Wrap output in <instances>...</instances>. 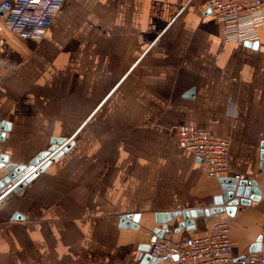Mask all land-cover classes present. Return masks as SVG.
Masks as SVG:
<instances>
[{"label":"crops","instance_id":"1","mask_svg":"<svg viewBox=\"0 0 264 264\" xmlns=\"http://www.w3.org/2000/svg\"><path fill=\"white\" fill-rule=\"evenodd\" d=\"M210 1L65 0L42 40L5 34L0 153L29 165L54 139L73 146L0 209V264H140L158 214L210 209L223 193L180 126L228 140V177L262 191L191 232L227 220L241 254L260 237L264 252V25L253 43L223 44ZM135 214L137 229L121 227Z\"/></svg>","mask_w":264,"mask_h":264},{"label":"built area","instance_id":"2","mask_svg":"<svg viewBox=\"0 0 264 264\" xmlns=\"http://www.w3.org/2000/svg\"><path fill=\"white\" fill-rule=\"evenodd\" d=\"M65 0H2L0 1V51L6 33L22 39L40 41L51 27ZM209 13L223 26L222 43H253L264 25V0H211ZM177 142L201 160L204 174L216 180L231 172L230 142L209 132L180 126ZM149 250H141L138 262L146 256L166 260L167 264H264V252L241 254L231 238L227 220L215 221L205 230L192 233H167L158 238L147 233ZM154 238L155 241H152Z\"/></svg>","mask_w":264,"mask_h":264},{"label":"water","instance_id":"3","mask_svg":"<svg viewBox=\"0 0 264 264\" xmlns=\"http://www.w3.org/2000/svg\"><path fill=\"white\" fill-rule=\"evenodd\" d=\"M3 11L0 12V14ZM10 129V124H0V141L5 138V132ZM73 146L72 140L54 139L52 147L49 150L41 152L29 165L8 164L9 159L6 155L0 153V209L19 193L28 183H30L40 172H43L48 165L57 160L63 153L69 151ZM261 169H264V142L261 144ZM201 162V160H199ZM223 193L214 199V206L210 209H193L178 212H171L157 215V222L162 225L154 233L158 238H163L169 233V223L182 219L178 224L176 233L181 231H194L196 228L195 219L204 216L216 215L217 213L227 212L233 215L239 205L248 206L254 201H259L262 191L258 187L256 180L222 178L219 180ZM23 217L15 214L12 220H22ZM128 220V221H127ZM132 221V222H129ZM140 214L123 216L121 218V227L138 228ZM132 223V224H131ZM154 238L152 241H155ZM258 239V248L253 252L261 251V241ZM141 250L148 251L149 244L142 246ZM162 259H153L150 256L140 264H160Z\"/></svg>","mask_w":264,"mask_h":264},{"label":"rangeland","instance_id":"4","mask_svg":"<svg viewBox=\"0 0 264 264\" xmlns=\"http://www.w3.org/2000/svg\"><path fill=\"white\" fill-rule=\"evenodd\" d=\"M207 177V176H206ZM209 178V177H208ZM170 232V231H169Z\"/></svg>","mask_w":264,"mask_h":264}]
</instances>
